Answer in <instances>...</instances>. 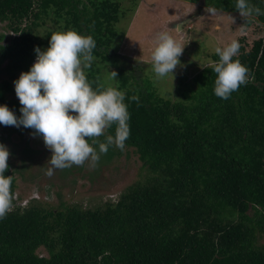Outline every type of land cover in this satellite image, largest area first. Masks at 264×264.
Returning a JSON list of instances; mask_svg holds the SVG:
<instances>
[{
	"label": "trees",
	"instance_id": "16d2710c",
	"mask_svg": "<svg viewBox=\"0 0 264 264\" xmlns=\"http://www.w3.org/2000/svg\"><path fill=\"white\" fill-rule=\"evenodd\" d=\"M203 1L239 12L237 0ZM247 3L264 13V0ZM89 4L0 0V21L15 34L0 44V66L6 62L0 73L8 75L0 79V104L22 115L19 99L8 101L7 94L17 96L11 81L32 66L36 47L29 33L49 9L66 14V25L79 34L91 35L93 55L107 59L119 3ZM253 15L264 24V14ZM239 44L233 59L249 69V80L226 100L214 93L216 73L209 65L194 78L196 89L183 91L186 102L164 98L149 84L125 91L130 115L125 147L134 148L142 166L157 178L130 186L103 209L63 203L45 209L32 201L13 208L0 219V264H264V245L257 243L264 233V34L249 49ZM87 79L95 90L97 79ZM115 127L105 136H114ZM121 152L110 145L99 163ZM17 171L4 173L12 176V192ZM228 212H236L238 219L224 216ZM40 247L47 257L37 253Z\"/></svg>",
	"mask_w": 264,
	"mask_h": 264
},
{
	"label": "rangeland",
	"instance_id": "374dc122",
	"mask_svg": "<svg viewBox=\"0 0 264 264\" xmlns=\"http://www.w3.org/2000/svg\"><path fill=\"white\" fill-rule=\"evenodd\" d=\"M116 1L119 3V18L112 25L114 37L109 51L105 53L108 57L103 60L93 55L95 59L91 67L85 68L84 72L87 78L95 77L98 83L105 86L111 84L123 93L149 84L164 98L186 102L183 91L196 89L194 78L205 66L214 63L216 47L223 48L235 39L249 49L252 42L264 34V24L255 15L244 18L239 12L219 10L206 5L203 0ZM82 2L91 8L90 0ZM208 8L216 9V13H209ZM67 17L66 14L56 15L52 9L43 13L29 33L35 47L47 49L50 36L55 31H66L69 28L75 30L66 25ZM179 24L180 31L177 30ZM5 26L3 29L8 32ZM162 30L168 31L185 44L179 57L181 64L175 69L174 78L171 74L159 78L153 70L151 53L156 34ZM8 41L5 40L6 44ZM112 70L117 72L115 80L108 79ZM90 74L93 76L90 77ZM7 78V73L1 71L0 79ZM121 80L124 82L122 87ZM11 83L15 86L14 81ZM7 99L18 100V97L9 93ZM8 108L19 118L14 108ZM0 128L6 134V137L0 138V144L5 145L10 152L8 168L19 170L14 174L15 190L25 196L32 189L42 194L49 189V200L32 201V205L50 209L63 203L83 209H103L114 204L130 186L145 184L158 177V174L142 166L132 147H125L119 156L110 162H98L94 168L86 162L79 170H76L78 166L73 165L70 172L53 169L54 174L49 177L46 171L51 167L48 162L51 150L46 147L42 136L23 125L16 127L0 124ZM248 214H252L251 209ZM224 216L233 221L238 219L236 212H228ZM257 243L264 245V233L258 235ZM37 253L48 256L44 247L38 248Z\"/></svg>",
	"mask_w": 264,
	"mask_h": 264
},
{
	"label": "clouds",
	"instance_id": "9594fccd",
	"mask_svg": "<svg viewBox=\"0 0 264 264\" xmlns=\"http://www.w3.org/2000/svg\"><path fill=\"white\" fill-rule=\"evenodd\" d=\"M235 7L244 18L253 13L264 14L247 0H237ZM207 11L216 13L214 8ZM184 46L166 30L156 34L151 61L157 77L171 74L174 78ZM95 47L91 35H81L72 28L53 32L47 49L37 47L34 64L14 82L22 115L18 118L7 105L0 104V124L23 125L42 136L51 150L48 160L51 167L46 171L49 177L54 174L53 169L83 166L86 162L96 167L110 145L123 151L130 135L125 94L111 84L97 83L94 90L84 72L95 59ZM239 49L240 44L235 39L223 48H215L219 60L209 67L216 73L214 93L221 99H228L249 80V69L239 59H233ZM116 77L117 72L112 70L108 79ZM131 99L138 100L137 97ZM113 125L115 135L105 136L106 129ZM101 136H105L104 141L99 139ZM9 156L7 147L0 144V219L13 210L12 176L4 174L9 167Z\"/></svg>",
	"mask_w": 264,
	"mask_h": 264
},
{
	"label": "built area",
	"instance_id": "2783aa9c",
	"mask_svg": "<svg viewBox=\"0 0 264 264\" xmlns=\"http://www.w3.org/2000/svg\"><path fill=\"white\" fill-rule=\"evenodd\" d=\"M7 35H11L10 37L15 36L14 32L12 31H8ZM36 60V56L34 57L33 61H32V65L34 64ZM6 134L0 129V138L5 137ZM14 194V200H13V208L15 207H20V208H24L27 207L29 205V203L31 201H46L49 200L51 197V194L49 192V190L47 189L46 192L44 194L38 192L37 189H32L29 194L22 196L18 193L17 190L13 191Z\"/></svg>",
	"mask_w": 264,
	"mask_h": 264
},
{
	"label": "crops",
	"instance_id": "0c3cea01",
	"mask_svg": "<svg viewBox=\"0 0 264 264\" xmlns=\"http://www.w3.org/2000/svg\"><path fill=\"white\" fill-rule=\"evenodd\" d=\"M5 24H6L5 22H1V21H0V36H3L2 38L0 37V44H1V45L6 44L5 40H7V41L9 40V41H10V39H11V38H9V37L7 36V32H6V30L3 29ZM5 27H6V26H5ZM9 41H8V42H9ZM4 63H5V62H4ZM4 63H2V64H4ZM0 68H2V67H0Z\"/></svg>",
	"mask_w": 264,
	"mask_h": 264
},
{
	"label": "water",
	"instance_id": "95a60500",
	"mask_svg": "<svg viewBox=\"0 0 264 264\" xmlns=\"http://www.w3.org/2000/svg\"><path fill=\"white\" fill-rule=\"evenodd\" d=\"M187 19H189V18H186V20H187ZM183 21H185V20H183ZM180 27H181V26H180V24H179L177 28H180Z\"/></svg>",
	"mask_w": 264,
	"mask_h": 264
}]
</instances>
